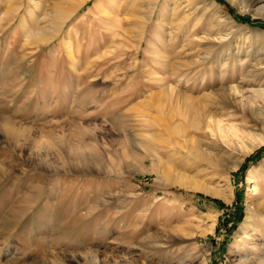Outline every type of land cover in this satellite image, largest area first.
I'll use <instances>...</instances> for the list:
<instances>
[{"label": "rangeland", "instance_id": "obj_1", "mask_svg": "<svg viewBox=\"0 0 264 264\" xmlns=\"http://www.w3.org/2000/svg\"><path fill=\"white\" fill-rule=\"evenodd\" d=\"M81 1L0 0V264H264V145L224 156L201 116L261 136L229 89L264 59L188 0Z\"/></svg>", "mask_w": 264, "mask_h": 264}, {"label": "bare ground", "instance_id": "obj_2", "mask_svg": "<svg viewBox=\"0 0 264 264\" xmlns=\"http://www.w3.org/2000/svg\"><path fill=\"white\" fill-rule=\"evenodd\" d=\"M82 1H85V0H82ZM230 1L237 4V5L241 4V8L243 7V8L251 9V11L253 12V14L255 16H260V15L264 16V0H230ZM77 2H78V0H77ZM188 2L192 3L195 6H198L204 15L209 16L210 19L213 20L215 25H217L218 28H220V31H219L220 32L219 35H221L220 39H225L224 42H228V43L233 42L232 40H234V38H236L239 41H235V40L234 41L237 44L242 43L245 46V50H246L247 54H251V49H256L259 52V54L256 56L258 58L257 61L264 59V49L262 50L260 48H255V45H254L255 43H257V44L259 43V44L264 45V32L257 31V30L256 31L255 30H249L247 28L235 25L233 23V21L231 20V18L227 14H225V13L223 14V12L220 10V8L216 5V3L214 1H211V0L210 1L209 0H188ZM220 39H219V41H221ZM240 39L247 40V43H245V41H242V40L240 41ZM226 56H227V59L229 60V58H230L229 53ZM220 67H221V69H220L221 74L224 75V74L229 72V68L225 69L226 62H221ZM263 73H264V69H257V68L255 69L252 66L251 71L244 73L241 77V83L246 85V86L242 87V88L237 87V86H231L229 89V93L231 95H233L234 97L239 96L240 101L250 102L251 100H257V101L263 100L262 101L263 102L262 108H264V87H262L260 85L254 86V82H256L255 78L258 75L263 74ZM171 98H172V96H171ZM259 102H261V101H259ZM260 109H261V106H256V108H254L253 111H254V113H257V112L260 113L261 112ZM201 116L205 120L209 119V121H210L207 125H205L204 129L206 130V132H208L210 134V136L214 137V139H217L218 141H220L224 145L223 147H220V149L225 151L224 156H226L227 153L234 154L235 152L244 156V155H247L249 153H252L258 147L264 145V121L263 120L262 121L258 120L257 121L258 124L256 125V127L258 129H260V131H261L260 132L261 136H260V135H257L253 132L256 128H254L253 131L251 129V131H248V132H240L239 130H237L233 126H226V125L222 124L221 120L215 121V119H213V117H210V115L207 113V110H205V108L203 111H201ZM261 119H263V118H261ZM246 141H248L249 143L247 144ZM199 151L201 152V150H199ZM201 154L202 153H200V156H204V154L203 155H201ZM221 160H222L221 156L220 157L215 156V159H214L215 164H217L220 167L222 166ZM243 160L244 159L240 160V158H239V159L232 161L231 163L229 162L230 166H224V169H226V170H230L231 168L236 169V168H238L239 164ZM210 194H211V196L218 197L221 200H227V198H228L227 195L222 193V192H214V193L212 192ZM262 206H264V203L259 204L258 209L259 208L263 209V208H261ZM263 219H264V217H263ZM246 222H247L248 227L252 226V224L250 223V218H247Z\"/></svg>", "mask_w": 264, "mask_h": 264}]
</instances>
